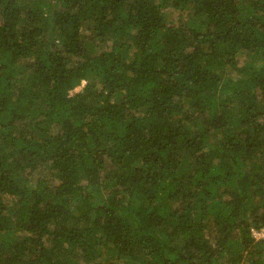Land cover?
<instances>
[{"label":"trees","instance_id":"trees-1","mask_svg":"<svg viewBox=\"0 0 264 264\" xmlns=\"http://www.w3.org/2000/svg\"><path fill=\"white\" fill-rule=\"evenodd\" d=\"M263 229L264 0H0V264H264Z\"/></svg>","mask_w":264,"mask_h":264},{"label":"rangeland","instance_id":"rangeland-1","mask_svg":"<svg viewBox=\"0 0 264 264\" xmlns=\"http://www.w3.org/2000/svg\"><path fill=\"white\" fill-rule=\"evenodd\" d=\"M84 84H85V82H82V84H81L80 86L75 87V89L73 90V92H74V91H79V90H81ZM260 235H261V234H260ZM261 236H262V235H261Z\"/></svg>","mask_w":264,"mask_h":264},{"label":"built area","instance_id":"built-area-1","mask_svg":"<svg viewBox=\"0 0 264 264\" xmlns=\"http://www.w3.org/2000/svg\"><path fill=\"white\" fill-rule=\"evenodd\" d=\"M262 234L264 235V229L262 230Z\"/></svg>","mask_w":264,"mask_h":264}]
</instances>
